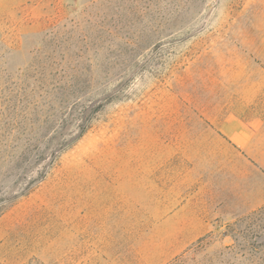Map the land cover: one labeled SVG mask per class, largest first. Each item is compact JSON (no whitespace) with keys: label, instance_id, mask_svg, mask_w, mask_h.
I'll list each match as a JSON object with an SVG mask.
<instances>
[{"label":"rangeland","instance_id":"1","mask_svg":"<svg viewBox=\"0 0 264 264\" xmlns=\"http://www.w3.org/2000/svg\"><path fill=\"white\" fill-rule=\"evenodd\" d=\"M263 70L264 0H0V264H264V157L219 131ZM72 92L90 129L15 169Z\"/></svg>","mask_w":264,"mask_h":264},{"label":"trees","instance_id":"2","mask_svg":"<svg viewBox=\"0 0 264 264\" xmlns=\"http://www.w3.org/2000/svg\"><path fill=\"white\" fill-rule=\"evenodd\" d=\"M56 86H54L55 90ZM70 99L61 104L58 114H52V124L47 128V134L42 139H38L34 145L21 144L20 160L16 163L18 171L35 170L41 168L46 171L59 160L61 155L71 147L83 134L90 129L94 115L98 112L96 105H82L85 94L72 92L68 94ZM71 101V107L66 106V102ZM69 103V102H68ZM74 126L78 134H66V131ZM19 142L10 144L13 149L19 147ZM8 146V147H9Z\"/></svg>","mask_w":264,"mask_h":264},{"label":"crops","instance_id":"3","mask_svg":"<svg viewBox=\"0 0 264 264\" xmlns=\"http://www.w3.org/2000/svg\"><path fill=\"white\" fill-rule=\"evenodd\" d=\"M254 74V91L252 98V107L247 108L246 110L240 111V116L236 119L224 121L219 127L220 133L224 136L225 140L233 145L240 151V155H243L247 159L258 160L264 156L258 154L257 145L260 143L259 136L261 133L264 134V114H260L261 107L260 103L264 102V94H257V84L255 80L264 79V70L257 74ZM260 119L258 122L257 128L254 129L251 127L249 120ZM262 169H264V162L260 163Z\"/></svg>","mask_w":264,"mask_h":264}]
</instances>
